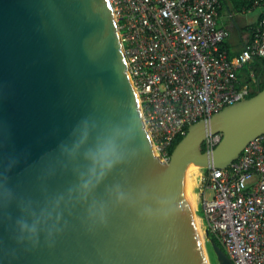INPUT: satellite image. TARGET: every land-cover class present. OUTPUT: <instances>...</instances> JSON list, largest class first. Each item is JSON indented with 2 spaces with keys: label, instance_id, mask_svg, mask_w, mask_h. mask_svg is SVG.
<instances>
[{
  "label": "water",
  "instance_id": "water-1",
  "mask_svg": "<svg viewBox=\"0 0 264 264\" xmlns=\"http://www.w3.org/2000/svg\"><path fill=\"white\" fill-rule=\"evenodd\" d=\"M262 135L264 90L161 161L110 1L0 0V264H213L185 167L227 170Z\"/></svg>",
  "mask_w": 264,
  "mask_h": 264
},
{
  "label": "built area",
  "instance_id": "built-area-1",
  "mask_svg": "<svg viewBox=\"0 0 264 264\" xmlns=\"http://www.w3.org/2000/svg\"><path fill=\"white\" fill-rule=\"evenodd\" d=\"M109 1L153 151L168 163L172 145L190 126L252 94L249 84L240 87L238 72L264 60V0H249L243 10H259L260 18L234 58L223 49L231 34L218 26L221 0ZM221 140L207 139L208 151ZM198 188L206 231L231 261L264 264V135L229 169H206ZM208 191L214 193L210 200Z\"/></svg>",
  "mask_w": 264,
  "mask_h": 264
},
{
  "label": "trees",
  "instance_id": "trees-1",
  "mask_svg": "<svg viewBox=\"0 0 264 264\" xmlns=\"http://www.w3.org/2000/svg\"><path fill=\"white\" fill-rule=\"evenodd\" d=\"M223 2V7H228L229 12L232 14H242L244 9H248L251 5L249 0H221ZM252 31V29H251ZM223 49L227 50V42L223 44ZM230 58H234L233 56H230ZM255 74V79L252 80L250 78L251 73ZM238 79L240 81V87L249 84L253 92L250 95V98H253L257 96L261 91L264 90V60L263 59H256L254 62H252L250 65L242 69L241 71L238 72ZM184 137L178 138L174 144L172 145L169 154L170 157L172 156L174 150L178 146V144L183 140ZM202 151L205 153L208 151V148L206 144L204 143L202 147ZM211 242L216 243L218 246L222 248L224 251L223 246L221 243L217 240L215 236L210 234L208 238ZM208 245V244H207ZM210 252L212 253V249L210 245H208ZM217 263V262H216Z\"/></svg>",
  "mask_w": 264,
  "mask_h": 264
},
{
  "label": "crops",
  "instance_id": "crops-1",
  "mask_svg": "<svg viewBox=\"0 0 264 264\" xmlns=\"http://www.w3.org/2000/svg\"><path fill=\"white\" fill-rule=\"evenodd\" d=\"M229 14L228 7H223L220 12L218 26L230 32L231 36L227 41L226 51L229 56L235 57L251 40V29L259 21L260 11L257 10L245 15L236 14L233 20L229 18Z\"/></svg>",
  "mask_w": 264,
  "mask_h": 264
},
{
  "label": "rangeland",
  "instance_id": "rangeland-1",
  "mask_svg": "<svg viewBox=\"0 0 264 264\" xmlns=\"http://www.w3.org/2000/svg\"><path fill=\"white\" fill-rule=\"evenodd\" d=\"M206 174V169L202 170V169H195V171H190L189 173V179H190V194L192 197V202L194 204V209L196 210V215H197V224L200 230V233L202 235V237L206 240V244L210 245L209 243V239L205 238V234H206V225L205 222L202 220L201 215L199 214V211L201 209V202H200V195H199V182L201 180V178ZM214 193L212 191H208L207 192V196L208 199H212L213 198ZM211 258H212V263L213 264H217V259L214 256L213 253H211Z\"/></svg>",
  "mask_w": 264,
  "mask_h": 264
},
{
  "label": "bare ground",
  "instance_id": "bare-ground-1",
  "mask_svg": "<svg viewBox=\"0 0 264 264\" xmlns=\"http://www.w3.org/2000/svg\"><path fill=\"white\" fill-rule=\"evenodd\" d=\"M198 167H195V166H186L185 169H186V175H187V183H188V189L190 190V179H189V173L190 171H195V169H197ZM201 230V229H200Z\"/></svg>",
  "mask_w": 264,
  "mask_h": 264
}]
</instances>
